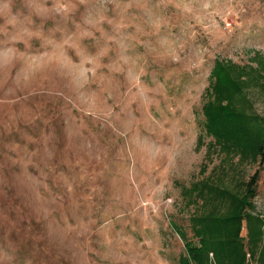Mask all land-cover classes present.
<instances>
[{
  "label": "rangeland",
  "instance_id": "rangeland-1",
  "mask_svg": "<svg viewBox=\"0 0 264 264\" xmlns=\"http://www.w3.org/2000/svg\"><path fill=\"white\" fill-rule=\"evenodd\" d=\"M256 52L264 0H0V264H177L209 178L257 172L264 219V162L198 140L214 59Z\"/></svg>",
  "mask_w": 264,
  "mask_h": 264
},
{
  "label": "trees",
  "instance_id": "trees-1",
  "mask_svg": "<svg viewBox=\"0 0 264 264\" xmlns=\"http://www.w3.org/2000/svg\"><path fill=\"white\" fill-rule=\"evenodd\" d=\"M255 57L261 58L260 67L248 65L247 70L228 59H214L205 88L202 132L198 137L200 144L205 141V135L210 137L206 141L208 160H212L213 152L224 151L226 155L239 152L240 162L253 159L264 162V117L253 111L246 96L248 86L263 87L259 78L260 69L264 68V55L256 52ZM230 160L233 161L232 157ZM258 178V173L254 172L247 181L242 180L240 192L221 187L212 178L193 184L192 189L204 198L202 203L214 200L216 205L206 214L194 213L189 218L196 240L188 239L179 229L184 251L177 264H246L245 249L253 259L259 254L256 264H264V249L262 253L257 252L258 246L264 245V219L258 217L253 223L250 213L254 208ZM243 222L248 227L246 248L241 236Z\"/></svg>",
  "mask_w": 264,
  "mask_h": 264
}]
</instances>
